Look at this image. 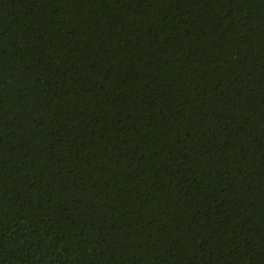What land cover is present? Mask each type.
<instances>
[{
    "label": "trees",
    "instance_id": "trees-1",
    "mask_svg": "<svg viewBox=\"0 0 264 264\" xmlns=\"http://www.w3.org/2000/svg\"><path fill=\"white\" fill-rule=\"evenodd\" d=\"M0 264H264V0H0Z\"/></svg>",
    "mask_w": 264,
    "mask_h": 264
}]
</instances>
